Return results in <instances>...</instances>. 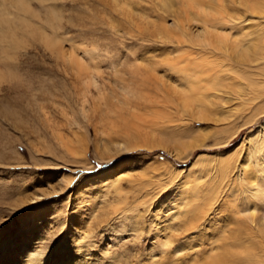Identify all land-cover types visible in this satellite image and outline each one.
I'll return each instance as SVG.
<instances>
[{
  "label": "rangeland",
  "instance_id": "1",
  "mask_svg": "<svg viewBox=\"0 0 264 264\" xmlns=\"http://www.w3.org/2000/svg\"><path fill=\"white\" fill-rule=\"evenodd\" d=\"M42 2L0 0V246L11 245L15 259L7 264H211L243 255L228 239L242 235L251 211L238 199L243 163L222 166L254 142L264 89L227 125L197 122L173 100L167 66L178 55L179 0H46L45 11ZM195 136L203 141L191 146ZM254 215L263 226L264 210Z\"/></svg>",
  "mask_w": 264,
  "mask_h": 264
},
{
  "label": "bare ground",
  "instance_id": "2",
  "mask_svg": "<svg viewBox=\"0 0 264 264\" xmlns=\"http://www.w3.org/2000/svg\"><path fill=\"white\" fill-rule=\"evenodd\" d=\"M44 1L46 2V0ZM179 2L178 8L172 12V15L176 18V24H174L177 34L174 41L178 52L173 50V48L172 50L173 52L176 51L173 54L178 55H174L177 56L175 63L167 65L168 70L172 72L170 75L173 77L174 75L172 74H176V77H174L176 83H173L175 85V89L173 90L175 95L173 96H176V98L173 100H175L177 107L182 111H191V118H196L195 121L197 120V122H214L221 126L227 125L232 117H237L244 110L251 107L257 100V96L264 89V0H179ZM44 3L42 2V5ZM17 4L20 11L30 13L32 17L40 18V16H35L34 10H30L24 2L17 1ZM45 4L47 5L48 3ZM42 5L40 3V6ZM46 5H43V7ZM167 7L170 9L173 6L169 4ZM167 11L164 10L162 12L166 13ZM167 14L170 15V12ZM41 17L43 19V16ZM42 19L37 20L43 21ZM28 28L31 29V26L29 25ZM165 30L163 29V31ZM159 35L161 36V34ZM168 35L170 34L168 33ZM161 37H165V35ZM160 39L162 40L163 38ZM164 46L165 44H163ZM169 59L171 60V58ZM172 59L175 60L174 58ZM163 70L166 74L164 68ZM170 75L168 76L172 79ZM224 81H227V83L225 82L227 85L224 84ZM226 87L228 90L224 93L227 94V97H223L222 94L224 93L222 89H226ZM240 131L234 132L230 137L221 143H215V145L227 144ZM188 133L190 132L187 129L183 134L186 135ZM258 135L260 136L258 137ZM253 138L255 139L254 142L250 143L249 139L248 146L245 147L243 145L245 149H242L240 152L238 151L236 155H230L233 157L230 159L231 162H224L225 164L222 166L225 167L224 169H228L232 162L239 160L243 163L238 173V176L242 177L243 193L238 199L245 201L244 211L246 214L247 211H251L246 219L240 221L242 224L238 222V219L236 220V223L240 224L242 235L229 236L228 239H231L232 244L243 245L246 252L240 256L211 258V264H264V225L261 226L259 220L254 215L256 209L261 208L264 210V123L260 125L259 130ZM202 141L203 139L200 136H195L192 138L191 146L197 145ZM235 184L237 185L238 183L236 182ZM234 194L236 193L234 192ZM236 196L237 194L234 196V199ZM193 197L195 196L191 193V198ZM215 198L216 195L213 193L211 197L207 198V201L209 200L208 204L211 205L210 202L215 200ZM193 200L191 199L190 205H193ZM235 211L231 209V215L238 214ZM192 225H188V231L193 230L191 228ZM1 246L0 264L15 262L13 256V258H9L13 250L10 249L11 245L5 249L8 252H5L3 249L5 245ZM22 250V253L28 254L27 247H23ZM17 253L21 254L18 251ZM5 258L7 259L5 260ZM56 261H60L63 264L62 259L56 258ZM22 263L24 262L22 261ZM33 263L36 264L37 260Z\"/></svg>",
  "mask_w": 264,
  "mask_h": 264
}]
</instances>
